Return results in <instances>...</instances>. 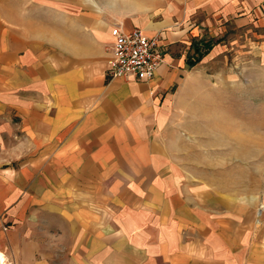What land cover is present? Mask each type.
<instances>
[{
	"label": "crops",
	"instance_id": "0c3cea01",
	"mask_svg": "<svg viewBox=\"0 0 264 264\" xmlns=\"http://www.w3.org/2000/svg\"><path fill=\"white\" fill-rule=\"evenodd\" d=\"M116 25L158 38L151 79L107 76ZM244 25L264 39V0H0V213L20 264H264V196L192 172L223 170L192 146V106Z\"/></svg>",
	"mask_w": 264,
	"mask_h": 264
},
{
	"label": "rangeland",
	"instance_id": "374dc122",
	"mask_svg": "<svg viewBox=\"0 0 264 264\" xmlns=\"http://www.w3.org/2000/svg\"><path fill=\"white\" fill-rule=\"evenodd\" d=\"M255 31L248 25L227 28L222 38L224 51L218 59V77L210 73V88L203 89L200 100L192 106L193 114L206 119L192 129L208 134L202 141L194 139L192 146L203 147L208 141L209 147L222 149L209 156L210 160L223 159V170L218 174L215 170L192 172L199 178L208 172L209 179L218 180V187L226 192L264 196V68L259 67L264 61V39L255 36ZM194 158L202 161L200 156ZM0 163V171H5V158ZM16 224L0 213L4 264H20L18 251L9 245Z\"/></svg>",
	"mask_w": 264,
	"mask_h": 264
},
{
	"label": "built area",
	"instance_id": "2783aa9c",
	"mask_svg": "<svg viewBox=\"0 0 264 264\" xmlns=\"http://www.w3.org/2000/svg\"><path fill=\"white\" fill-rule=\"evenodd\" d=\"M111 56L106 61L109 78L144 81L151 79L163 63V51L157 37H147L142 31H123L114 26Z\"/></svg>",
	"mask_w": 264,
	"mask_h": 264
},
{
	"label": "bare ground",
	"instance_id": "6f19581e",
	"mask_svg": "<svg viewBox=\"0 0 264 264\" xmlns=\"http://www.w3.org/2000/svg\"><path fill=\"white\" fill-rule=\"evenodd\" d=\"M4 256L0 253V264H4Z\"/></svg>",
	"mask_w": 264,
	"mask_h": 264
}]
</instances>
